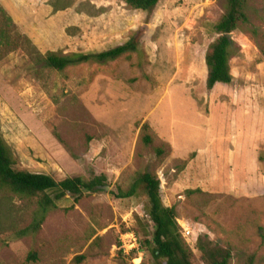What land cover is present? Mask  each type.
I'll use <instances>...</instances> for the list:
<instances>
[{"label":"rangeland","instance_id":"obj_1","mask_svg":"<svg viewBox=\"0 0 264 264\" xmlns=\"http://www.w3.org/2000/svg\"><path fill=\"white\" fill-rule=\"evenodd\" d=\"M39 1L14 22L42 53L99 52L131 37L140 51L62 71L32 65L22 48L0 58V129L15 167L107 176V187L66 195L20 237L36 199L0 193V264H156L146 199L117 197L143 171L158 176L181 229L229 247L230 264H264V0H249V24L230 36L233 81L211 89L205 56L225 0H161L151 13L124 0H58L70 6L50 14Z\"/></svg>","mask_w":264,"mask_h":264},{"label":"trees","instance_id":"obj_2","mask_svg":"<svg viewBox=\"0 0 264 264\" xmlns=\"http://www.w3.org/2000/svg\"><path fill=\"white\" fill-rule=\"evenodd\" d=\"M124 1L132 9L151 13L161 0ZM48 3L53 7L54 12L70 6V4H61L58 0H49ZM248 11L249 0H225L224 14L213 24V30L218 36L211 43L205 56L209 89L217 83L229 84L233 81L230 59L239 51L235 40L228 34L241 30L249 24ZM18 48L26 50L32 65L40 64L58 71L81 63L104 64L125 54L140 51L139 43L135 37H131L123 44L99 52L63 53L48 50L42 53L27 35L18 31L12 16L0 4V51H2L0 58ZM152 133L148 123H145L141 131V140L145 145L153 142ZM155 152L161 156L166 153V148L156 147ZM15 164V154L0 129V193H13L27 200L36 199L32 220L26 226L15 230L16 236L19 237L37 233L49 211L66 195L72 196L77 201L84 192L95 191L107 185L105 174L95 175L89 180L80 175L57 180L44 172L16 168ZM133 196H143L146 199L145 209L153 224L152 239L147 241L148 250L156 264H230L231 249L212 241L207 234L199 235L197 241L202 263L195 260L193 249L181 234L176 208L167 206L163 202L160 180L156 173L137 172L126 189L119 187L117 197ZM36 259V251L29 253L28 261Z\"/></svg>","mask_w":264,"mask_h":264},{"label":"crops","instance_id":"obj_3","mask_svg":"<svg viewBox=\"0 0 264 264\" xmlns=\"http://www.w3.org/2000/svg\"><path fill=\"white\" fill-rule=\"evenodd\" d=\"M37 0H0V3L3 5V7L7 10V12L12 16L13 20L17 23H20L21 20H19L21 18V13L24 10V4H26L27 6V11L29 6L32 3H36V5H39L38 2H36ZM39 2L44 4V0H40ZM46 4L44 6V10L45 12L53 13V7L47 3L48 1H46Z\"/></svg>","mask_w":264,"mask_h":264},{"label":"built area","instance_id":"obj_4","mask_svg":"<svg viewBox=\"0 0 264 264\" xmlns=\"http://www.w3.org/2000/svg\"><path fill=\"white\" fill-rule=\"evenodd\" d=\"M147 217L150 219L149 214H147ZM151 221V219H150ZM181 234L183 236V238L186 240V242L188 243V245L194 250L197 247V241H198V234H196L192 228L190 227V225H182V229H181ZM132 235V239H133V243H132V249H138L139 245H135L136 243H138L136 241V238L134 237L133 234ZM139 244V243H138Z\"/></svg>","mask_w":264,"mask_h":264},{"label":"water","instance_id":"obj_5","mask_svg":"<svg viewBox=\"0 0 264 264\" xmlns=\"http://www.w3.org/2000/svg\"><path fill=\"white\" fill-rule=\"evenodd\" d=\"M231 35H232V33H229V34H228V36H231ZM105 187H107V186H105Z\"/></svg>","mask_w":264,"mask_h":264}]
</instances>
